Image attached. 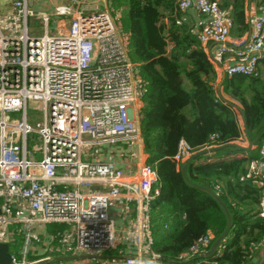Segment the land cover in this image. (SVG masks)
I'll return each mask as SVG.
<instances>
[{"label":"built area","instance_id":"1","mask_svg":"<svg viewBox=\"0 0 264 264\" xmlns=\"http://www.w3.org/2000/svg\"><path fill=\"white\" fill-rule=\"evenodd\" d=\"M177 7L181 13L194 8L205 17L196 36L217 75L259 76L263 6L241 47L229 42L231 8L211 0H177ZM33 18L42 21L41 36L30 35L28 21ZM56 19L68 22L51 35L49 22ZM223 56L225 65L220 63ZM141 84L112 11L58 6L44 14L30 9L29 0H0V243L13 236L11 226L21 225L23 236L21 251L11 254L10 264H52L51 257L28 259L37 239L34 226L49 223L69 226L58 235L68 253L89 256L87 262L54 264H163L152 249L150 202L159 193L155 169L141 163L129 174L96 158L104 146L142 141L132 115ZM214 144L210 138L203 149ZM194 153L180 140L173 159L184 163ZM249 164L255 176L264 173V144ZM130 202L135 218L119 229L109 210L115 205L126 215ZM212 242L209 234L200 237L180 261L205 254ZM121 243L129 254L100 257Z\"/></svg>","mask_w":264,"mask_h":264},{"label":"trees","instance_id":"2","mask_svg":"<svg viewBox=\"0 0 264 264\" xmlns=\"http://www.w3.org/2000/svg\"><path fill=\"white\" fill-rule=\"evenodd\" d=\"M254 1L264 6V0ZM108 2L113 13L120 14L116 22L142 79L139 127L146 163L157 174L154 189L159 191L150 202L153 251L163 264H250L254 246L264 239V217L256 210L264 186L240 179L245 163L253 157L187 167L186 176L193 185L208 188L226 205L232 228L212 258L196 257L183 263L180 256L197 239L209 234L214 242L225 231L227 218L212 196L188 184L181 172L183 163L173 157L180 140L193 152L205 148L210 138L215 139V147L241 142L239 110L255 151L260 150L264 144V75L225 78L218 92L221 80L217 82V72L196 32L183 21L177 0ZM232 12L234 27L246 32L243 0L234 1ZM235 153L245 152L224 148L211 156ZM258 178L264 180V175H254V180Z\"/></svg>","mask_w":264,"mask_h":264},{"label":"crops","instance_id":"3","mask_svg":"<svg viewBox=\"0 0 264 264\" xmlns=\"http://www.w3.org/2000/svg\"><path fill=\"white\" fill-rule=\"evenodd\" d=\"M220 7L231 8L233 10L234 1L235 0H213ZM260 2V1H259ZM258 2V3H259ZM58 6H68L73 9L80 11L83 9L89 10L91 7H97L98 10H110L111 6L108 0H29V8L35 11L36 13H44L51 14L53 10ZM258 4L254 0H243V7L245 11L246 23L248 24V30L246 32L241 33L238 31L237 25L232 30L229 42L234 46L241 47L244 45L247 40L248 32H249V24H252V21L258 14ZM264 7V6H263ZM113 16L115 13H113ZM183 21L185 24L193 29L195 32L201 31L206 19L204 16L199 14L194 8L187 10L183 13ZM67 19H56L51 20L48 26V32L50 33V25L52 24L54 28V32L57 33L63 27L67 25ZM54 33V34H55ZM209 48V47H208ZM211 50L214 52V47H211ZM221 65H225L227 63V57L223 56L220 58ZM260 74L264 75V53L262 60L260 61ZM217 82L221 80V75H217ZM139 100L135 104L132 109V115L134 119L139 124ZM239 124L243 131L244 139L241 142L236 144L240 145L243 148H248L249 144L244 135V125L242 122L241 114L238 115ZM255 146L253 145L249 152L245 153H235L229 157L222 158H213L211 154H208L209 158H200L198 160H194L189 165H200L205 163H215L219 161H228L230 159H240V158H248L250 155L255 158L257 157L258 151H255ZM101 154L96 158L100 161L112 162L116 168L123 170L125 173L133 174L136 171L137 164L146 163L147 155L144 153L143 142L141 141L139 144L129 146L127 144L113 145V146H104L100 150ZM190 157V156H189ZM252 158V159H253ZM250 160L245 163L244 168L242 170V174L240 175V179L245 182L252 180V183L256 186H264L263 179L254 180V173L250 169ZM188 165V166H189ZM187 171V170H186ZM264 175V173L262 174ZM256 210H258L259 215L264 217V190L262 191V197L260 204L257 206ZM110 215L115 220L117 227L124 228L130 224L135 218L136 212L134 211V203H129V210L126 215L121 212L119 207L113 205L110 208ZM21 225H15L9 227V230L13 232V236L9 239L7 243L9 246V252L13 255H19L22 245H23V236L19 233L18 229H20ZM69 226L62 223H49V224H37L34 226V233L36 236V240H33L31 245L30 253L28 254V259L31 261H36L43 259L45 257L52 258V264L58 262L60 260H74L78 262H87L89 259L88 255H72L68 253L59 243H58V235L68 230ZM15 231V232H14ZM14 249V251H12ZM131 251L129 247L121 243L117 246L114 251L105 252L100 257H104L105 259L109 258H119L124 257L129 254ZM199 258V257H198ZM201 259V258H199ZM250 264H264V239L260 244L254 246L253 258Z\"/></svg>","mask_w":264,"mask_h":264},{"label":"water","instance_id":"4","mask_svg":"<svg viewBox=\"0 0 264 264\" xmlns=\"http://www.w3.org/2000/svg\"><path fill=\"white\" fill-rule=\"evenodd\" d=\"M224 79H225V75H224V73H222L221 81H220V83L217 86V91L218 92L220 91L221 82ZM239 111H240V114H241V117H242V122H243V125H244V135H245V137H246V139L248 141V144H249L248 148H243V147H241L240 145H238L236 143H228V144L217 146V147H213V148H210V149H203V150H200V151L192 154L190 157H188L184 161V163L182 164V167H181L182 175L185 178V180L188 182V184H190L191 186H193V187H195V188H197V189L209 194L210 196H212L218 202V204L221 206V208L223 209V211H224V213L226 215V218H227V227H226L225 231L212 243V245L210 246V249L205 254H202V255L199 256V258H201V259L212 258L213 255L218 251L219 247L226 240V238H227V236H228V234H229V232H230V230L232 228V217H231V214L228 211L226 205L221 201V199L217 195H215L208 188L199 187V186L193 185L188 180V178L186 176V170H187L188 165L192 161H194L196 158H198L200 156H203V155H208V154L214 153V152H216L218 150H221V149H224V148H241L245 152H249L251 150L253 144L250 141V138L248 136V133H247V130H246V126H245V122H244L243 114L241 113V110H239ZM1 214H2V211L0 209V215ZM10 261H11V254L9 252L8 244L7 243H0V264H10Z\"/></svg>","mask_w":264,"mask_h":264},{"label":"rangeland","instance_id":"5","mask_svg":"<svg viewBox=\"0 0 264 264\" xmlns=\"http://www.w3.org/2000/svg\"><path fill=\"white\" fill-rule=\"evenodd\" d=\"M259 1L261 2L262 0H259ZM114 18H115V21H118L120 19V14H115L114 15ZM52 28H54V27L51 24L50 25V30H53V31H50V33H49L51 35L55 33L54 32V29H52ZM28 29L30 31V35L31 36H41L42 35V32H43V24H42V21H40L38 19H35V18L30 19L28 21ZM123 36H124V34H123ZM127 47H128V40H127ZM31 115H32V111L31 110H28V116H31ZM33 145H34V142H30L29 143V148L31 149ZM92 153L94 154V150H92ZM37 157H39V156L37 155ZM12 251H14V249H12Z\"/></svg>","mask_w":264,"mask_h":264}]
</instances>
